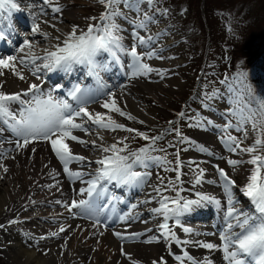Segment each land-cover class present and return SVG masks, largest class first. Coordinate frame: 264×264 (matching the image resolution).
<instances>
[{"label": "bare ground", "instance_id": "6f19581e", "mask_svg": "<svg viewBox=\"0 0 264 264\" xmlns=\"http://www.w3.org/2000/svg\"><path fill=\"white\" fill-rule=\"evenodd\" d=\"M21 1L28 0H19L20 5H23ZM30 1L33 4H28L30 3L28 1L26 7L21 8L20 6V11H13L12 13L17 14L18 19L23 22L27 18L30 22L27 24L31 27L33 23H39L41 31L33 33L26 40L19 39V49L10 51L17 58L15 61L16 68L25 79L21 80L15 75L14 80H8L10 73L7 72V69H0L4 73L0 76V84L3 85L0 90L6 93L26 91L30 84L39 85L40 91L46 93V82L51 81L52 72L43 67L45 61L42 57L45 56L46 52L55 51L56 46H63V40L72 31L73 25L77 28V35H80L81 32L87 31L90 24L101 23L99 17L105 12V8L102 9L99 0H84L81 3L72 0H59L61 13H54L49 5L42 3V0ZM87 4L88 7H100L92 9L89 14L96 19L87 20L85 18L82 10ZM119 7L125 16L115 17V22L122 29L120 35L123 37V46L129 45L135 39L133 36L134 29L145 40L148 37H153V40L146 44L138 43L140 46L138 53L141 54L144 63L157 69V71L136 77H132L131 72L119 71L118 81H113L110 86L99 88L97 92L94 91V88H89V97L81 100L73 99L66 94V91L71 89V81L79 79V76L73 75L69 79H62L64 82L62 88L54 92L52 96L54 99L65 97L64 100H67L73 108L85 107L90 113L105 114L106 120L108 116H111L114 121L124 125L125 129L132 128L146 132L147 130L150 131L149 127H152L156 131L157 126L154 125V117L151 118L152 115L149 117L147 113H144L143 111L146 112L148 109L137 103L141 99V94L137 89L144 90L156 102L166 104L167 93L173 92L177 87L174 83L175 79L170 75V72H167L176 67L174 60L178 55L176 48L180 42L179 32L165 23V15L159 17L150 13L145 3L139 4L133 10L125 8L123 4H120ZM12 13L0 14V30L7 31L12 26ZM144 13H147L152 19L145 21L147 23L146 29L138 28L136 25L145 19ZM68 22L70 23L69 28L67 27ZM25 41H28L31 47L26 46ZM7 47L9 45L0 41V48ZM149 52L155 54L149 58L146 55ZM117 56L131 60L124 52L117 51ZM31 57H38V59L33 62ZM21 58L24 59V63L20 62ZM113 59L116 60L110 53L104 51L95 57L96 63L99 65L105 60L111 61ZM112 64L114 67L120 65L118 60L112 61ZM34 71L35 75L33 74ZM45 75H47V81L44 79ZM57 78L61 79L60 77ZM91 83L92 77L89 76L87 84ZM108 93H113L117 105L135 119H128L127 116H120L118 113L103 108L101 105L109 100ZM22 98L30 99L31 94ZM17 105L19 104H11V110L18 112ZM228 110L233 113L237 112V108L227 99L226 94H216L208 99L204 112L200 113L199 119L193 123L194 125L197 122H202L203 126L191 127V143L193 150L199 155L209 156L212 159H225L227 165L230 166L228 172L235 181V185L231 189L232 194L236 195L234 202L238 200L241 202L240 199H244L249 202L247 208H252L251 200L243 193L247 177L253 168V165L247 162L251 159V154L229 151L226 144L221 142L220 136H218V130L221 129H219L220 117L223 114H228ZM75 120L83 127L82 129H73L72 134L86 143L82 144L73 140H66L65 143L68 144L74 155L83 156L85 159L73 161L69 164V169L84 174L80 178H75L82 182L87 189L89 186L87 181L95 178L96 171L100 167L96 161L106 155L101 151V148L109 147L114 143L120 147L115 141L121 135L122 129L101 128L106 130V134L103 135L95 132L94 129L100 127L88 120L87 117L81 115ZM0 124L3 125L2 122ZM0 128L4 129L0 133V224L5 226L0 228V240L4 247L10 250L8 254L15 264H130V261L121 254V249L130 253L132 259L139 261V264H152L153 261H157L159 264L161 257L167 264H181L175 259L176 256L185 259L184 264H192L184 257V253L197 261H203L206 258L212 260L216 257L218 259L216 264H229L224 259L223 245L209 250L198 245L191 248L189 243L177 244L165 240L162 236V230L159 228V225L165 222L164 216L162 213L154 211L160 207V200L163 197H168L169 207H174L171 201L177 196L181 198V203H183L185 200L199 199L197 194L204 195L207 189L212 188L215 192L211 197L220 201L218 208L223 213L221 217L216 216L214 230L222 234H227L229 231L240 232V229L236 227L231 230L227 229L229 222L226 218L227 194L222 180L215 181L203 173L201 182L196 184V180L183 175L184 166L181 164H179L174 181L164 182L162 186L156 185L155 181L147 174L142 175L141 181L127 185L118 181L100 180L97 182V189L92 197H89L87 192L85 194V200H89L95 205V212L89 215L87 211L80 208H71L69 211L64 205L71 206L72 201H79L82 196L79 190L72 187V177L65 173L64 166L53 151L50 141L34 139L27 147L17 148L16 141L21 140L22 142V138L16 137L6 125ZM205 129L208 131L207 133H205ZM245 131L247 137H245ZM239 132H241V147H249L254 144L257 136L249 123L244 124L243 130ZM183 141L186 143L188 140L184 139ZM201 147L206 148L207 151H201ZM224 152L227 155H224ZM120 154L129 155L125 152ZM257 154L260 155V152ZM107 155H111V153ZM230 159L240 161V163L235 166L229 165L228 160ZM202 160L198 159L194 161V164H200ZM136 166L134 165L133 169L140 172V166L138 168ZM5 168H7L6 172L4 171ZM178 174L179 182L176 179ZM103 184H108V186L102 188ZM185 185L190 187L187 188ZM122 186H125L127 192L124 201L120 202L117 195L125 191ZM57 200L61 203L57 204ZM127 201L132 202V204H128ZM212 205L216 204L202 202L199 206H193L192 211L182 214L183 216L170 217L167 223L180 241H190L193 229H191L189 236H184V228H180V225L176 224V220L188 218L194 214L198 215V218H205L206 216L213 218L208 212L211 210L212 214L216 215V208H212ZM237 209L244 213L248 212L240 207ZM189 219L190 221L194 220L192 217ZM11 220L18 222L10 224L9 221ZM198 220L201 223H207V221H203V218ZM206 220L209 218L207 217ZM220 221H224L225 224L221 229H219ZM61 227H64L65 231L59 232ZM15 230L22 231L18 233ZM204 231L206 234H210L213 230L210 225H206ZM52 232H58L59 235L51 236ZM116 233H120L125 238H119ZM133 234H138V238H129ZM41 237H45V239H41ZM153 237L157 239L147 242ZM82 241H85L86 244L82 245ZM197 241L207 243L209 240L205 238ZM221 242L224 243L223 240ZM229 250L232 251L234 248L230 246ZM218 252L220 255L217 254ZM242 258L249 261L250 264H254L250 257L244 256Z\"/></svg>", "mask_w": 264, "mask_h": 264}, {"label": "snow or ice", "instance_id": "6c2138e0", "mask_svg": "<svg viewBox=\"0 0 264 264\" xmlns=\"http://www.w3.org/2000/svg\"><path fill=\"white\" fill-rule=\"evenodd\" d=\"M101 4L105 6V12L99 17L101 23L95 25H89L87 31L81 32L77 35V28L74 26L72 31L63 40V46H56L55 51L46 52L42 59L45 61L43 67L47 68L49 71L57 67H62L66 71L70 70L73 64H85L90 67V69L95 70L97 63L95 57L102 51L110 53L116 60H119L117 56V51L124 52L131 57V64L129 65L131 69V76L136 77L139 75H147L154 71L148 64L142 62V56L137 52V47L134 44L130 50L126 49L122 40L123 37L120 35L122 31L119 24L115 22V17L125 16L124 12L121 11L119 5L123 4L125 8L133 10L135 7L139 6L141 0H99ZM153 0H146V3L152 4ZM44 5H49L54 13H61L62 9L59 5V0H42ZM19 0H0V14H10L13 11H20ZM43 11V9H41ZM126 18V17H125ZM144 20H141L139 24L136 25L138 28H147V23L145 21H150L152 18L144 13ZM35 19V16H33ZM91 19H96L95 17ZM46 22V21H45ZM33 33H38L41 31L39 23H33L31 27ZM47 35V33H44ZM134 38L143 45L153 40V37H148L145 40L144 37L140 36L138 32L133 30ZM0 39H6L5 34L0 31ZM59 39V38H57ZM25 45L31 47L28 41H25ZM23 51V49H21ZM155 53L149 52L146 55L151 58ZM16 57L8 56L7 58L0 57V69H10L14 75H17L21 80L25 79L21 72L16 68ZM34 62L38 57H31ZM21 63H24V59L21 58ZM38 70V69H37ZM4 73L0 71V76ZM35 75V71L33 72ZM3 85L0 84V89ZM250 91V90H249ZM81 89L79 86H75L68 95L73 99H79L77 93H80ZM31 94L30 99H22V97H28ZM109 100L105 101L101 106L108 109L110 112L118 113L120 116H127L128 119H135L130 114L123 111L116 102L113 93H108ZM13 103H18L21 107L18 112L11 110L10 105ZM252 105H255L253 107ZM239 124L237 126V131L243 130V125L246 123H251L253 130L257 132V138L254 144L249 147H241V141H238L235 137L229 135L225 139V144L229 151L231 152H247L251 154V159L247 162L253 165L250 171V175L247 177L246 184L243 188V193L247 196L251 202L255 205L256 211L259 213L258 216H253L251 214L239 211L235 207V202L232 196V187L235 185V181L231 180L228 174L223 170L218 168L219 175L223 181V187L227 194V210L226 218L229 220L227 223V229L231 230L234 227L239 228L240 232H231L227 234H222L221 239L223 243L224 259L229 262V264H250L242 257L247 256L254 261V264H264V155L257 154L260 149H264V97H253L250 96L247 103H245L241 108L237 110ZM85 116L92 123L98 125L100 128L106 129H122L128 132L134 131L132 128H124V125L114 121L111 116L107 117L102 113H90L87 108L79 107L73 108L67 100L54 99L51 93H42L40 91V86L37 84H30L28 89L23 92L16 93H6L0 90V122L6 125L16 137L22 138L16 141L17 148H24L32 142L34 139H44L51 143V147L55 152L56 156L59 158L64 166L65 173L70 177L80 178L83 173L73 172L69 169V164L73 161H83L85 157L74 155L69 148L68 144L65 143L66 140L78 141L79 143H86L83 140L72 134L73 129H82V124L77 123L75 118ZM179 116H184L183 112L178 114ZM142 123V121H141ZM172 123V122H169ZM208 123H211L208 121ZM195 127H202V122H197ZM232 127L231 122L225 126ZM4 131L0 128V133ZM178 136H181L182 141L186 138L182 136L178 129H175ZM138 136L145 140L151 139L152 144H155L159 137H148L143 132H137ZM245 137H247V132L245 131ZM94 143V142H93ZM122 143V141L120 142ZM126 147V146H125ZM125 149L120 148L117 144H112L109 147H102L101 151L105 153L101 159L97 160L96 163L100 167L96 171V176L94 179L87 181L88 188L81 189L80 194L87 192L89 197L93 196V193L97 189V182L100 180L107 181H118L124 184H134L143 179L140 172L134 171V165H145L148 160L155 159L149 152V147L140 148L137 152L129 153V155H121ZM201 151H207L206 148L201 147ZM34 151V149H33ZM111 153V155H107ZM179 153H177V158ZM131 161V162H130ZM240 161L228 160V164L235 166ZM179 164V160H178ZM7 171V168L4 169ZM203 177V170H199V175L196 178V184L201 182ZM177 182H179V174L177 175ZM171 183V182H170ZM51 187V186H49ZM159 191V190H158ZM199 199L196 200H185L181 203V198L177 196L176 199L171 201L174 207H169L168 197H163L160 200V207L154 209L157 213H162L165 219L164 223L159 225L162 230V236L165 240L169 242L180 243H190V241H180L172 229L169 227L167 220L172 217H179L182 214L192 211L193 206H199L202 202H212L218 207L220 201L215 197L200 195ZM57 204L61 201L57 200ZM66 208L71 211V208H80L87 211L89 215H92L95 211L94 206L89 200L81 199L79 201H72L71 206L65 204ZM123 219V217H121ZM16 220L9 221L10 224L17 223ZM176 224H180V220H176ZM3 224H0V228H4ZM65 231L64 227L59 229V232ZM185 233H190L192 230L185 227L183 229ZM51 236H58V232H52ZM116 235L124 239L120 233ZM129 238H138V234H133ZM45 239V237H41ZM153 237L147 242H152L156 240ZM196 245L213 250L217 248V245L213 243H206L200 241H192ZM230 246L234 250L230 251ZM121 254L124 255L130 264H139V261L132 259L130 253H126L121 249ZM184 257L192 262V264H212L210 259H204L203 261L194 260V258L187 253H184ZM176 260L184 264L181 256H176ZM152 264H158L157 261H153ZM159 264H167V262L161 257Z\"/></svg>", "mask_w": 264, "mask_h": 264}, {"label": "rangeland", "instance_id": "374dc122", "mask_svg": "<svg viewBox=\"0 0 264 264\" xmlns=\"http://www.w3.org/2000/svg\"><path fill=\"white\" fill-rule=\"evenodd\" d=\"M72 1L81 3L84 0ZM143 1L146 3V0H142L139 4L143 5ZM88 4L82 10V13L85 14L87 20H91L92 16L89 14L92 12V9L100 7H88ZM180 4L179 0H153L152 4L146 3L150 13L159 17L165 15V23L171 28L174 27L173 29L179 32L180 42L176 48L178 55L175 58L177 62L174 60L176 67L174 70L167 72H170V75L175 79L176 89L173 92L167 93L166 104H159L147 95L144 90L137 89L141 94V99L137 101L138 105L148 109L146 112H143L147 113L149 117L152 115L151 118L154 117V125L158 126L161 124L159 129H164V140L170 144V149H168V146H165L164 143L158 141L160 139H157L155 144H150L148 147L150 150H154V152L157 151V154L162 153L161 156L165 159H169L172 155L173 157L170 160L172 159L175 163H178V160L180 162L182 158L184 159L183 162H190L196 157L190 145L182 141L181 136L177 135L175 129H178L182 136H188V120L196 116L195 110L200 106L201 113L204 112L203 104L206 103V99L211 98L213 94L227 93L229 99H238L234 104L241 108L248 102L246 92L253 96L264 97V61L260 64V66L262 65L261 68L250 71L249 69L240 70L238 74L247 72L243 77L237 74L232 76L236 77L239 80L238 82L232 81L233 78L230 77L228 70V59L230 58L231 51L237 55L236 59H241L244 62L251 60L253 63L256 55L260 53V48L262 47L263 49L264 0H186L182 6L178 7ZM103 7L105 8L102 4V9H104ZM244 16L247 17L246 21L249 22L247 25L242 19ZM56 18L58 19V17ZM193 19L197 20L200 25ZM69 26L70 23L68 22L67 27L69 28ZM208 39L210 40L211 62L210 66L205 69L203 66L204 55L202 54V48L204 46L202 43H204V40L207 42ZM133 42L129 44V47L125 48L130 50L135 44L138 50L140 48L138 41L134 39ZM262 54L264 58V50ZM260 58L261 56L258 57V59ZM154 71H157V69H154ZM7 72L10 73V79L8 80H14L15 75L13 72L9 69H7ZM129 107L132 108L131 106ZM181 112L185 114L182 117L178 115ZM222 119L225 133L229 136L231 135L230 133L235 132V127L239 123L238 115L230 114L227 117H222ZM229 122H231L232 127L226 129L225 126ZM149 130L146 131L147 133L140 130L135 132H143L150 138L156 137L158 132H154L152 127H149ZM122 131L123 138L119 137L118 141H116L121 147H124V141L126 143L132 136L143 140L142 137L133 133L134 131L132 133H125L127 132L125 130ZM255 133L257 136L256 131ZM238 136H240V133H238ZM121 141L122 143H120ZM146 141L147 143L145 145H148L151 139ZM140 145L141 143H137L136 145L127 143V148L130 151L133 146H135V149L140 148ZM165 149L169 150V158L164 153ZM258 152H260V155H264V149ZM177 153H179L178 158ZM159 160L161 159L157 157L152 161ZM216 164L218 166L212 167L200 164L197 170L204 167L211 172L215 180H219L221 177L218 168L223 169L227 173L230 170V166L227 165L226 161H219ZM162 167L161 165L159 168ZM176 169L177 166L173 168V171H176ZM155 173L152 174L153 177L156 176ZM227 174L230 178L229 173ZM186 176L195 179V176L191 174H187ZM15 231L20 233L22 230ZM81 243L85 245V242L83 243L82 241ZM0 253L2 256V258L0 257L2 264H15L14 260L8 254L10 250L4 248L1 240ZM217 254L219 255V252ZM217 260L214 257L211 261L216 264Z\"/></svg>", "mask_w": 264, "mask_h": 264}, {"label": "trees", "instance_id": "16d2710c", "mask_svg": "<svg viewBox=\"0 0 264 264\" xmlns=\"http://www.w3.org/2000/svg\"><path fill=\"white\" fill-rule=\"evenodd\" d=\"M193 20H195V19H193ZM195 21H196V23H197L198 25H200V23L197 22V20H195ZM236 57H237V55H235V54L232 53V58H233L234 61L237 60ZM0 264H2L1 260H0Z\"/></svg>", "mask_w": 264, "mask_h": 264}]
</instances>
